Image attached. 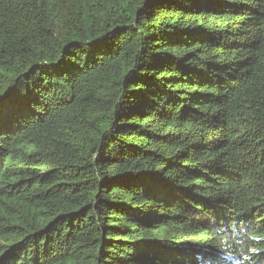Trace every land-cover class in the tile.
<instances>
[{
  "label": "trees",
  "instance_id": "1",
  "mask_svg": "<svg viewBox=\"0 0 264 264\" xmlns=\"http://www.w3.org/2000/svg\"><path fill=\"white\" fill-rule=\"evenodd\" d=\"M0 264H264V0H0Z\"/></svg>",
  "mask_w": 264,
  "mask_h": 264
}]
</instances>
